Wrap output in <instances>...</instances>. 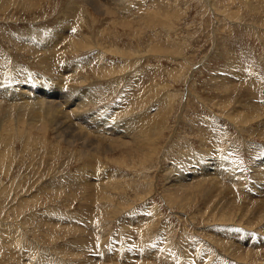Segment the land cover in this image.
<instances>
[{
  "label": "rangeland",
  "instance_id": "1",
  "mask_svg": "<svg viewBox=\"0 0 264 264\" xmlns=\"http://www.w3.org/2000/svg\"><path fill=\"white\" fill-rule=\"evenodd\" d=\"M90 1L0 0L1 89L90 112L0 99V264H264V0Z\"/></svg>",
  "mask_w": 264,
  "mask_h": 264
},
{
  "label": "bare ground",
  "instance_id": "2",
  "mask_svg": "<svg viewBox=\"0 0 264 264\" xmlns=\"http://www.w3.org/2000/svg\"><path fill=\"white\" fill-rule=\"evenodd\" d=\"M88 1H90V0H88ZM92 1V2H91ZM90 2L92 3V6H93V8L97 11V12H102V10H101V8H104V5L102 4V3H100V0H91ZM89 2V3H90ZM101 2H102V0H101ZM111 4V3H110ZM105 10V9H104ZM125 24V23H124ZM68 30V29H67ZM65 31V30H64ZM68 36V35H67ZM73 39V38H72ZM88 41V40H87ZM51 42V41H50ZM48 60V59H47ZM45 61V60H44ZM70 68V67H69ZM74 70V69H73ZM65 72V71H64ZM61 74V73H60ZM64 74V73H63ZM55 76V75H54ZM35 80V79H34ZM36 81V80H35ZM78 81V80H77ZM46 83V82H45ZM51 83V82H50ZM2 84L3 83H1L0 82V99H2V101L1 102H3V104H6V105H10V107H12V108H15L16 109V111H17V113H18V115L17 116H15V125L12 127V126H7V129L6 130H10V131H14V132H16V130H17V127H18V124L20 123V122H25L26 123V129H27V131H29V129H30V131L31 130H38V131H40V130H42V129H44V127L48 124L49 125V127L50 128H54V131L56 132L57 131V135H60L61 133H60V131L61 130H63L62 129V125H57V119L58 118H60L61 117V119L62 120H64V121H62V122H66V123H63V124H69V122H71V121H69V120H67L68 119V116H70V115H72L75 119L77 118V119H84V117H87L88 116V113H90V112H88V113H80L79 111V105H76V107L77 108H74V109H72L73 108V106L75 105V103H74V101H71L70 103L68 102V101H70V100H68L67 102H65V103H62L63 101H65V100H63L62 102H57L56 100H58L57 98L59 97H61V96H55L56 98H52V96H49L48 94H45V95H48V97H45V98H43V99H39V97L37 96L36 98H34L33 96H32V94H31V92L33 91V89H28V90H12V91H7L6 89H1V87H2ZM6 88V87H5ZM15 88V87H14ZM50 88H51V86L49 87V90H50ZM57 88H60V86H56V85H54L51 89L53 90V91H55ZM12 89V88H11ZM62 89V88H61ZM60 89V90H61ZM73 89V88H72ZM71 89V90H72ZM59 90V91H60ZM36 91V90H35ZM81 91V90H80ZM55 93L57 94V92L55 91ZM59 95V94H58ZM64 95V94H63ZM72 95V94H71ZM96 97V96H95ZM66 98V97H65ZM33 99H35L33 102H32V100ZM50 99V100H49ZM52 99V100H51ZM55 99V100H54ZM92 99V98H91ZM90 99V100H91ZM49 100V101H48ZM60 100V99H59ZM36 101H37V103H36ZM92 101V100H91ZM1 102H0V105H2L1 104ZM76 102V101H75ZM90 102V101H89ZM93 102V101H92ZM79 104H81V103H79ZM86 104V103H85ZM93 104H94V102H93ZM81 105H83V104H81ZM65 106L67 107V111L65 110L66 108H65ZM28 108V112H27V115H26V118L24 119V120H22V118H21V116H19L20 114H21V112L23 111V109H25V108ZM86 107V106H85ZM84 108V107H83ZM87 108V107H86ZM86 108H85V110H86ZM9 109V108H8ZM81 109V108H80ZM3 110H5V109H3ZM10 111V110H9ZM112 111V110H111ZM43 112H45L46 113V115H47V120H43V118L41 117V114H43ZM82 112H84V109H82ZM58 114H61L62 116H59ZM6 115V114H5ZM5 115H3L0 119H1V124L3 123L4 124V122H5V120H3V118L5 119ZM7 115H9V114H7ZM10 115H11V113H10ZM87 115V116H86ZM90 116V115H89ZM6 118H8V116L6 117ZM115 118V117H114ZM118 119V118H117ZM58 121H59V119H58ZM91 121L93 122V124H92V128H93V131H96V132H94V133H96V134H98V136H101L100 134L103 132L104 133V131L105 130H116L117 131V129H115V126H114V122L112 121H110V122H108V123H102L103 121H100V122H95V119H92L91 118ZM6 122H8V121H6ZM13 122H14V120H13ZM49 122V123H48ZM60 122V121H59ZM61 122V123H62ZM145 123V122H144ZM1 124H0V127H1ZM2 124V125H3ZM69 125H71V124H69ZM72 125H73V123H72ZM74 126V125H73ZM65 128V127H64ZM47 129V128H46ZM128 130V129H127ZM29 131V132H30ZM44 131V130H43ZM64 131V130H63ZM90 131V130H89ZM89 131H87V132H89ZM115 131V132H116ZM124 131V130H123ZM65 132V131H64ZM83 129H82V133H81V135L83 136ZM106 132V131H105ZM114 132V131H113ZM76 133V132H75ZM93 133V134H94ZM107 133H108V131H107ZM116 133H118V132H116ZM111 134H113L114 135V133H111ZM95 135V134H94ZM116 135V134H115ZM118 135H121V133L119 132L118 133ZM56 136V135H55ZM96 136V135H95ZM106 136V135H105ZM58 137V136H57ZM60 137H62V136H60ZM68 138V137H67ZM84 140L83 141H90L91 143H92V141L93 142H95V140H96V138L95 139H88L89 138V134L88 133H86L85 132V136H84ZM91 138V137H90ZM81 139V138H80ZM116 140V139H115ZM128 140V139H127ZM74 142L75 141H71L70 140V138H68V140H67V143L69 144V145H73L74 144ZM102 142V141H101ZM111 147H110V149L109 150H111V151H114L113 149L115 148L114 147V140H111ZM127 141H125V143H126ZM87 143V142H86ZM86 143H84V144H86ZM116 143L118 144V142L116 141ZM121 143V142H120ZM131 143V142H130ZM116 144V145H117ZM128 144V143H127ZM124 145V144H123ZM126 145V144H125ZM92 146V145H91ZM119 146V145H118ZM103 148V147H102ZM100 148H98V149H96L97 151L99 150ZM104 150V149H103ZM94 151V150H93ZM94 154V153H93ZM94 155H96V154H94ZM97 156V155H96ZM190 157V156H189ZM200 160V159H199ZM90 161V160H89ZM93 165V164H92ZM188 166V165H187ZM187 170H189V169H187ZM185 171V170H184ZM193 171V170H192ZM200 171H202V170H200ZM255 171V170H254ZM178 172V171H177ZM196 172V171H195ZM256 172V171H255ZM198 173V172H197ZM223 173V172H222ZM256 173H259V172H256ZM261 173H262V171H261ZM89 174V173H88ZM180 175H182L181 173H180ZM195 173H194V176L193 177H195ZM184 176V174L182 175V177ZM263 176V175H262ZM181 177V178H182ZM197 178V177H196ZM199 178V177H198ZM257 179H258V177H256ZM194 179V178H193ZM202 181V180H201ZM264 181V180H263ZM181 183V182H180ZM184 183V182H183ZM191 184V183H190ZM217 184V183H216ZM100 185V184H99ZM91 188V187H90ZM92 188H93V186H92ZM220 188V187H219ZM256 188H258V186L256 187ZM257 190H259V192L262 194V193H264V184H262V185H260V187H259V189H256V192H258ZM262 196H264V195H258L257 197H259V198H262ZM262 203V202H261ZM247 252V251H246ZM240 253V252H239ZM152 254V253H151ZM115 262V261H114Z\"/></svg>",
  "mask_w": 264,
  "mask_h": 264
}]
</instances>
